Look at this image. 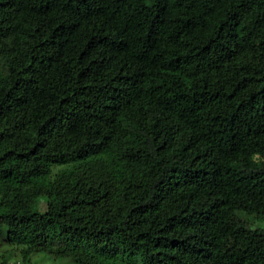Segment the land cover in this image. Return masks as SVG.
Listing matches in <instances>:
<instances>
[{
  "label": "trees",
  "instance_id": "16d2710c",
  "mask_svg": "<svg viewBox=\"0 0 264 264\" xmlns=\"http://www.w3.org/2000/svg\"><path fill=\"white\" fill-rule=\"evenodd\" d=\"M240 212L264 219V0H0V264H264Z\"/></svg>",
  "mask_w": 264,
  "mask_h": 264
},
{
  "label": "rangeland",
  "instance_id": "374dc122",
  "mask_svg": "<svg viewBox=\"0 0 264 264\" xmlns=\"http://www.w3.org/2000/svg\"><path fill=\"white\" fill-rule=\"evenodd\" d=\"M209 202L206 201L205 204H208ZM41 212L45 211V205L41 204L40 209ZM232 223L243 226V227H250L251 229L256 228H263L264 229V219H260L255 217L254 215H249L246 213H237L233 219ZM14 248H10L7 246V244H2L0 246V257L6 258L9 261V263L15 262L16 260H19V256L15 253ZM29 264H73L68 259H57L53 258L49 255L45 254H34L30 258Z\"/></svg>",
  "mask_w": 264,
  "mask_h": 264
}]
</instances>
